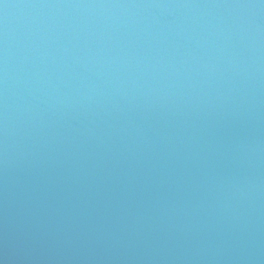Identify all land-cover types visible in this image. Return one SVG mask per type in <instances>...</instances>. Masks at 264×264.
Instances as JSON below:
<instances>
[{
    "label": "water",
    "instance_id": "water-1",
    "mask_svg": "<svg viewBox=\"0 0 264 264\" xmlns=\"http://www.w3.org/2000/svg\"><path fill=\"white\" fill-rule=\"evenodd\" d=\"M0 264H264V0H0Z\"/></svg>",
    "mask_w": 264,
    "mask_h": 264
}]
</instances>
